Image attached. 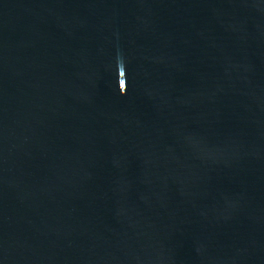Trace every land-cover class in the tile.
Returning <instances> with one entry per match:
<instances>
[{
    "label": "water",
    "instance_id": "1",
    "mask_svg": "<svg viewBox=\"0 0 264 264\" xmlns=\"http://www.w3.org/2000/svg\"><path fill=\"white\" fill-rule=\"evenodd\" d=\"M0 264H264V0H0Z\"/></svg>",
    "mask_w": 264,
    "mask_h": 264
}]
</instances>
